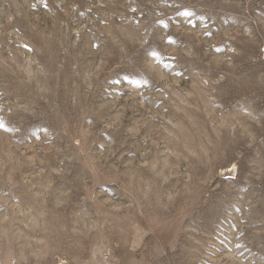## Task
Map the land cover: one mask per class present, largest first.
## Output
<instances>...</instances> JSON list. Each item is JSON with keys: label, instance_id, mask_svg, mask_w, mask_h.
<instances>
[{"label": "rangeland", "instance_id": "374dc122", "mask_svg": "<svg viewBox=\"0 0 264 264\" xmlns=\"http://www.w3.org/2000/svg\"><path fill=\"white\" fill-rule=\"evenodd\" d=\"M0 122V264H264V0H0Z\"/></svg>", "mask_w": 264, "mask_h": 264}, {"label": "snow or ice", "instance_id": "6c2138e0", "mask_svg": "<svg viewBox=\"0 0 264 264\" xmlns=\"http://www.w3.org/2000/svg\"><path fill=\"white\" fill-rule=\"evenodd\" d=\"M34 6H35V5H33V7H34ZM44 6L47 7V3H46V2H45V4H44ZM187 15H191V14L189 13V14H187ZM188 23H189V24H192L191 20H189ZM193 26H194V25H193ZM206 35H208V33H206ZM167 42H168L169 44H173V43H175V41L172 40L171 36L167 37ZM217 51H220V49H217ZM153 54L156 55V53H153ZM172 59H175V57H172ZM166 67H167V65H166ZM0 127H3L2 122H0Z\"/></svg>", "mask_w": 264, "mask_h": 264}]
</instances>
